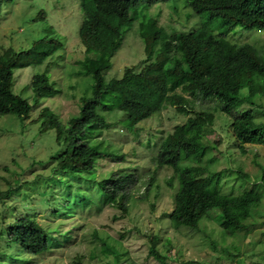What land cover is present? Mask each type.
<instances>
[{
    "label": "trees",
    "instance_id": "1",
    "mask_svg": "<svg viewBox=\"0 0 264 264\" xmlns=\"http://www.w3.org/2000/svg\"><path fill=\"white\" fill-rule=\"evenodd\" d=\"M4 1L0 0V12ZM165 1L80 0L82 21L78 37L84 47V57L79 62L82 73L91 74L94 83L91 96L79 99L78 112L68 118L66 125L48 107L40 108L36 120H41V130L55 129L56 140L61 145V150L50 157L55 165L47 177L48 180L53 177L65 181L70 179L81 186L88 184V188L96 190L94 195L98 196L99 202L97 198L92 199L96 200V206L109 204L119 211L118 216H125L130 191L139 181V176L131 169L98 176L95 163L102 154L98 145H92L90 140L98 137L103 129L113 126V121H108L103 114L105 112H122L123 119L133 127L169 105L186 119L175 124L165 136L154 139L151 147L154 150L151 157L154 168L149 184L158 170L164 167L172 170L168 184L173 186L174 181L177 183L173 208L164 216L173 228L198 229L203 218L216 219L225 235L235 236L248 230L244 221L258 208L264 196L259 189L264 188V163L254 161L259 168L254 181L257 189L223 193L219 182L224 173L208 171L213 159L205 158V155L213 147L204 139L212 132L217 110L229 117L239 153L245 154L247 145H264V120H257L258 115L264 114V106L260 102L264 99V51L249 43H232L225 37L237 26L264 30V0H185L195 16H205L202 26L187 31L169 33L159 25L157 18H144L138 22V35L144 43V59L136 65L124 67L121 77L105 80L104 72L111 67V58L121 47L125 28L138 18L132 10L139 5L149 7ZM46 15L40 9L34 20L44 19ZM216 20L223 27L219 35L205 26ZM55 36L50 26L46 35L34 41L28 49H3L0 54V115L13 114L25 120L42 98L61 92L54 86V80L49 79L47 69L34 73L25 86L32 90V103L14 91L15 69L42 65L61 49L63 43ZM208 100H216L217 106L194 108L197 101ZM243 104H248V108L241 109ZM153 137L158 135L153 134ZM109 155L124 158V155ZM38 177L34 178V183L40 181ZM237 178L244 181L249 179V175L240 170ZM18 188L20 185L15 187ZM12 190L11 187L0 189V203L10 196ZM43 200L47 203L48 199ZM81 207L84 209L85 205ZM211 209L215 211L208 214ZM51 212L66 215V212L60 213L54 208ZM113 218L117 219V216ZM57 233L47 229L35 217L18 213L7 226V245L15 247L20 254L39 255L62 247ZM93 235L101 241V255L111 256L110 264L124 263L120 259L122 254L105 237H101L98 230H93ZM157 243L158 237L152 236L149 255L160 264H169L166 254L157 250ZM13 259L28 263L27 258ZM189 264L200 263L192 261Z\"/></svg>",
    "mask_w": 264,
    "mask_h": 264
},
{
    "label": "rangeland",
    "instance_id": "2",
    "mask_svg": "<svg viewBox=\"0 0 264 264\" xmlns=\"http://www.w3.org/2000/svg\"><path fill=\"white\" fill-rule=\"evenodd\" d=\"M80 3V0H5L1 6L0 54L8 47L14 50L30 48L34 41L46 35L50 26L63 44L42 65L15 69L13 73L15 93L28 98L31 103L32 90L25 86L34 73L44 69L48 70L49 79L54 80V86L61 92L42 98L25 120L13 114L0 115V189L13 188L10 196L0 203V263L110 264L111 256L106 258L100 253L101 241L93 235L96 229L122 254L123 264H160L149 255L152 236L158 237L157 250L166 254L169 264H189L192 261L200 264H264V196L258 208L244 221L248 230L235 236L225 235L216 219L203 218L198 229L173 228L164 216L173 208L177 183L174 181L173 186L168 184L172 170L164 167L158 170L149 184L154 168L151 160L154 150L151 147L154 139L165 136L175 124L186 119L172 106H164L133 127L123 119L122 112H105L103 114L108 121H113V126L103 129L98 137L90 140L92 145H98L102 154L95 163L98 176L123 169L134 170L139 176V181L130 191L125 216H118L119 211L109 204L96 206V200L99 202L98 196L94 195L96 190L88 188V184L81 186L77 181L54 177L48 180L47 176L55 165L50 157L61 150V145L56 140L55 129L41 130V120H36L39 110L48 107L66 125L68 118L78 112L79 99L91 96L94 83L91 74L82 73L79 62L84 57V47L78 37L82 21ZM40 9L47 14L46 18L34 20ZM132 11L138 18L125 28L121 47L111 58V67L104 72L105 80L121 77L124 67L136 65L144 59V43L138 35V22L144 18H157L159 25L169 33L187 31L205 23V16H195L185 0H166L149 7L139 5ZM205 26L215 35L223 31L217 20ZM225 37L232 43H249L264 51V30L237 26ZM260 102L264 106V99ZM217 104L216 100L197 101L194 108L211 109ZM248 106L243 104L241 109ZM214 114L212 132L204 139L213 147L205 155V158L213 159L208 171L224 173L219 182L223 193L257 189L254 181L259 168L254 161L264 163V145H247V152L239 153L229 117L217 110ZM257 120H264V114L258 115ZM153 134L158 137H153ZM110 153L124 155V158ZM240 170L247 173L249 179L242 181L237 178ZM21 175L22 179L18 180ZM37 175L40 181L34 183ZM17 185L20 188L15 189ZM259 189L264 194V188ZM93 198L97 199L93 201ZM43 199H48L47 203H43ZM82 205H85L84 209ZM53 208L60 213L66 212V215L53 214ZM214 211L211 209L208 214ZM18 213L33 216L50 231H58L57 238L62 247L39 255H28L20 254L15 247L7 245V226ZM114 215L117 219L113 218ZM15 257L27 258L28 263L16 261Z\"/></svg>",
    "mask_w": 264,
    "mask_h": 264
}]
</instances>
